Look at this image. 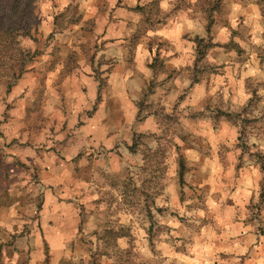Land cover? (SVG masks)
Masks as SVG:
<instances>
[{
  "label": "clouds",
  "instance_id": "9594fccd",
  "mask_svg": "<svg viewBox=\"0 0 264 264\" xmlns=\"http://www.w3.org/2000/svg\"><path fill=\"white\" fill-rule=\"evenodd\" d=\"M0 264H264V0H0Z\"/></svg>",
  "mask_w": 264,
  "mask_h": 264
}]
</instances>
